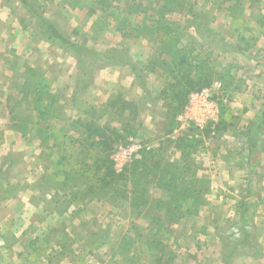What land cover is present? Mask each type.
I'll list each match as a JSON object with an SVG mask.
<instances>
[{
  "label": "rangeland",
  "instance_id": "rangeland-1",
  "mask_svg": "<svg viewBox=\"0 0 264 264\" xmlns=\"http://www.w3.org/2000/svg\"><path fill=\"white\" fill-rule=\"evenodd\" d=\"M3 1L17 5L4 8L0 21V98L10 112L0 119L10 116V127L24 133L0 142V264H264V0ZM42 19L75 47L47 41ZM162 26L213 69L207 96L187 103L173 131L160 93L169 61ZM106 53L136 71L105 64ZM29 69L48 86L45 104L52 100L53 138L42 147L33 94L24 98ZM120 93L135 104L138 128L115 145L117 172L141 148L161 147L168 156L160 168L186 177L174 198L194 184L201 194L166 207L159 202L170 201L168 193L151 183L138 213L129 198L118 201L130 197L127 182L79 201L78 187H63L60 174L54 183L44 178L63 152L62 136L79 137L75 121ZM119 119L108 114L101 123L121 129ZM134 143L141 148L128 158ZM68 144L67 151L76 148ZM185 145L193 146L179 148Z\"/></svg>",
  "mask_w": 264,
  "mask_h": 264
},
{
  "label": "trees",
  "instance_id": "trees-1",
  "mask_svg": "<svg viewBox=\"0 0 264 264\" xmlns=\"http://www.w3.org/2000/svg\"><path fill=\"white\" fill-rule=\"evenodd\" d=\"M170 1L174 2L175 0ZM23 2L25 3L26 0H23ZM156 24H158V21ZM42 26L44 27L47 41L59 46L69 45L75 47L65 37L66 35L52 23L42 19ZM160 30V34L167 38L166 40H161V42L164 54L169 57V61H165L167 63L165 70L167 81L161 88L160 93L162 99L166 100L169 109V131H173L178 125L176 122L177 114L182 112L187 106L189 95L211 86L213 69L205 59L197 61V58L192 55L191 48H183L180 45L181 36L176 35L169 26H162ZM102 57L107 60L105 64L109 65L112 62L111 60H113V64L127 65L131 67V70L136 71V67L133 64L127 61L118 62L112 58L114 55L110 53H106ZM28 71L31 72L29 74L31 81H23L22 83V86L27 85L24 98H29L33 94L31 110L34 112V119L36 120L34 122V132L36 137L40 139L39 144L42 147L47 145L50 139L53 138V127L48 122L49 118L53 117L52 100H50L49 104H45V96L47 98L51 97L48 92V86L39 80L42 78L39 73H35L32 69ZM28 87L32 89L31 92ZM85 114L90 116L87 118L79 117L75 121L79 137L68 138L62 136L63 141L57 145L60 151L63 152H60L57 159L52 163L53 165L50 168L52 173L44 177L52 181L51 183H54L56 175L60 174L63 179L61 185L66 187L69 183H72L71 186L78 187L76 189L77 194H79L78 199L79 201H84L87 198L99 200L100 197L106 196L110 192L117 193L120 190L117 185L127 182L130 185L128 190L130 197L121 194L118 201L129 198L130 210H137L138 213H141L147 204V192L151 183L154 188L168 193L170 201L163 202L161 200L159 202L160 205L166 207L172 200L188 199L189 196L193 197L203 192L200 186L197 187L198 184H194L192 190L190 187H185L182 189L180 197L178 199L174 198V196H178L176 195L177 182L183 181L186 177L182 171H178L175 167L163 165L160 168V165L168 156V153L163 151L161 147L141 148L139 157L131 160L120 172H117L111 158L116 143L126 138V136L135 137L137 135L138 126H133V122L136 120L138 111L132 100L126 99L121 93L119 95L116 94L98 107H94L92 112L89 110L85 111ZM108 114L115 115L118 119L120 118L119 126L122 130L113 125H102L101 121ZM24 121L28 122L29 117H25ZM42 122L45 124H41ZM12 126L22 134L24 133L23 126ZM183 138L184 136L180 137L182 143H184ZM68 142V146L74 143L76 148L73 147L67 151L66 145ZM187 146L192 147L193 145H185L179 148L184 150ZM79 186H83V188L81 189ZM157 218L159 216L155 219ZM6 246L10 247V244Z\"/></svg>",
  "mask_w": 264,
  "mask_h": 264
},
{
  "label": "crops",
  "instance_id": "crops-1",
  "mask_svg": "<svg viewBox=\"0 0 264 264\" xmlns=\"http://www.w3.org/2000/svg\"><path fill=\"white\" fill-rule=\"evenodd\" d=\"M7 5L8 4L5 1L0 0V21L3 20V18L1 17L2 10L4 8H7L8 11L11 12L10 10L14 9V7L17 5V2L15 1L13 3L12 9H11V6H7ZM10 27L8 29H10ZM9 38H11V37H9ZM0 75H2L1 72H0ZM7 102H8V100L6 97H5V99L0 98V111H3L7 115H10V114H8L10 112L7 110V108H8ZM6 110L8 112H6ZM7 115L0 119V142H4V140H6V139L17 141L18 139L21 138V135H22L21 133L17 132V130H14L10 127V125H9L10 116H7ZM177 124H178L177 127L182 126V124H180V123H177Z\"/></svg>",
  "mask_w": 264,
  "mask_h": 264
},
{
  "label": "built area",
  "instance_id": "built-area-1",
  "mask_svg": "<svg viewBox=\"0 0 264 264\" xmlns=\"http://www.w3.org/2000/svg\"><path fill=\"white\" fill-rule=\"evenodd\" d=\"M204 96H207V90L206 89H202L201 91H199V92H194V93H191L190 95H189V100H188V103H190V102H192L194 99H196L197 97H204ZM190 105L191 104H189V105H187L186 107H185V110H186V112H187V110L190 108ZM181 118V117H180ZM141 147H139V145L138 144H132V145H130L129 147H127V149L125 150L126 152H127V156H128V158L129 157H131V155H132V151H138L139 149H140Z\"/></svg>",
  "mask_w": 264,
  "mask_h": 264
}]
</instances>
